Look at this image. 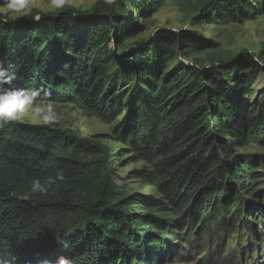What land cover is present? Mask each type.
I'll list each match as a JSON object with an SVG mask.
<instances>
[{
  "label": "trees",
  "instance_id": "trees-1",
  "mask_svg": "<svg viewBox=\"0 0 264 264\" xmlns=\"http://www.w3.org/2000/svg\"><path fill=\"white\" fill-rule=\"evenodd\" d=\"M120 2L99 0L86 14L67 7L39 22L34 15L17 22L0 15V63L15 76L6 87L39 89L37 101L62 97L113 121L112 134L123 143L126 128L132 151L149 165L138 175L157 193L119 191L111 148L100 135L84 140L45 125L0 124V256L14 255L17 264L59 256L73 264H164L192 234L204 245L231 238L239 226L253 238L256 215L264 224V154L238 153L264 149V100L253 111L235 102L264 65L243 54L208 69L181 64L150 88L136 109L138 126L127 124L118 113L125 102L132 106V84L140 78L120 65L126 23L116 13ZM238 14L247 16L248 7ZM90 15L97 26L77 39L74 28ZM161 38L170 55L184 51L177 34ZM33 180L47 191L33 192Z\"/></svg>",
  "mask_w": 264,
  "mask_h": 264
},
{
  "label": "rangeland",
  "instance_id": "rangeland-1",
  "mask_svg": "<svg viewBox=\"0 0 264 264\" xmlns=\"http://www.w3.org/2000/svg\"><path fill=\"white\" fill-rule=\"evenodd\" d=\"M98 1L64 0L63 5L56 8L51 6V0H30L29 15L13 16L3 10H0V15L13 22L34 15V21L39 22L41 16L58 15L67 7L89 13ZM120 1L122 5L116 13L126 20L122 31L124 37L121 49L124 54L119 57L120 65L126 74L131 73L130 76L136 70L140 78V81L136 78L132 84V106L126 107L125 102L118 113L120 116L124 115L123 119H126L127 124L134 121V126H138L136 109L144 104L150 88H159L164 76L162 73H171L178 66L181 69V64L185 67L208 69L212 65L228 63L243 54L264 65V0H164L160 6L156 5L157 0H138V6H141L143 12L137 10L131 0ZM244 4L249 9L247 16L238 14ZM2 8L3 5L0 4V9ZM94 18V15H90L78 21L74 28L77 39L97 26L98 22H94ZM29 24L26 22L25 28ZM164 32L177 34L183 40L184 51L178 50L170 55L167 39L161 38ZM166 68L167 71H164ZM125 85L130 88L128 83ZM236 97L235 102H241V107L255 110L257 103L264 100V73L259 75L251 89H244ZM62 99L60 97L61 101L58 102L37 101L39 106H50L51 112L27 114L20 121L69 131L84 140L100 135L103 137L100 139L111 148L116 169L114 182L119 191L129 196H156L154 187L138 175L148 171L149 165L132 151L127 129L122 131V138L127 140L123 143L112 134L113 121L102 122L77 104L64 102ZM45 115L51 117L47 122L44 120ZM120 116L116 121H120ZM238 153L259 155L264 154V149L251 148L239 150ZM134 209L138 210V207ZM254 222L257 227L253 238L244 229L238 231L240 226L231 238H218L215 242L204 245L199 242V237L192 234L188 241L181 240L180 245L184 250L176 245L171 253L173 260L164 264H264L263 219L256 215ZM230 249V259L220 262Z\"/></svg>",
  "mask_w": 264,
  "mask_h": 264
},
{
  "label": "clouds",
  "instance_id": "clouds-1",
  "mask_svg": "<svg viewBox=\"0 0 264 264\" xmlns=\"http://www.w3.org/2000/svg\"><path fill=\"white\" fill-rule=\"evenodd\" d=\"M64 0H51V6L59 8L63 5ZM3 10L13 16H27L30 14V0H0ZM14 74H9L0 63V124L20 121L25 115L31 113L51 112L50 106L37 105V99L41 90L12 89L6 87L11 85ZM51 117L44 116L45 122ZM58 180H63V176H58ZM31 190L33 192H46L39 180L32 181ZM0 264H17V258L14 255L0 256ZM42 264H73V261L65 256H59L54 261H43Z\"/></svg>",
  "mask_w": 264,
  "mask_h": 264
}]
</instances>
